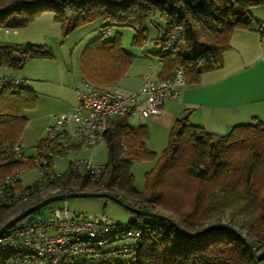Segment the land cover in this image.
Instances as JSON below:
<instances>
[{"label":"trees","instance_id":"16d2710c","mask_svg":"<svg viewBox=\"0 0 264 264\" xmlns=\"http://www.w3.org/2000/svg\"><path fill=\"white\" fill-rule=\"evenodd\" d=\"M10 1L0 2V27L6 29L26 26L44 11L53 12L64 35L96 19L102 22L104 35H109L105 31L113 25L133 27L132 44L158 59L159 76L171 78L174 69L181 66L188 84L198 83L205 72L220 69L223 54L231 48L233 32L256 27L260 20L250 10L264 8V0ZM156 16L164 22L163 27ZM152 18L159 26L155 43L148 25ZM120 35V31L110 39L100 35L83 48V77L97 83H115L125 75L133 56L122 47ZM156 46L160 50L153 54ZM36 57L50 58L52 52L31 42H0V67L18 69ZM0 117V145L12 144L24 118L15 116L10 108L0 112ZM130 117L127 113L109 119L107 161L98 180L91 182L86 172L73 171L69 163L63 173L24 187L25 200L0 207V227L53 194L107 192L133 207L164 214L179 226V234L171 224L156 218L155 223L144 226L133 264H253L254 260L264 264V120L254 118L251 123L234 125L226 134L216 135L190 123L184 115L173 122L167 144L157 155L146 147V127L131 126ZM8 130L14 136L10 140L3 138ZM43 145V140L36 145L39 155ZM70 147L78 146L51 141L50 165L54 154H63ZM136 160H154L144 175L143 189L134 185L130 169ZM21 164L22 160H14L0 165V177L4 170ZM46 191L54 193L43 197ZM240 209L248 211L246 222H239ZM38 216L37 210L11 228ZM0 264H7V255L1 252Z\"/></svg>","mask_w":264,"mask_h":264},{"label":"built area","instance_id":"2783aa9c","mask_svg":"<svg viewBox=\"0 0 264 264\" xmlns=\"http://www.w3.org/2000/svg\"><path fill=\"white\" fill-rule=\"evenodd\" d=\"M256 29L264 33V21ZM105 33L110 34V28ZM158 65V73L145 74L134 90L98 86L83 77L81 86L75 89L78 103L69 112L51 114L47 135L39 139L44 145L35 160L39 178L34 183L41 184L57 174L50 165L51 141L95 146L105 141L109 119L127 113L140 120L156 116L167 101L176 100L186 84L184 69L177 66L171 78H162L158 77L159 62ZM22 87L20 78H0V94L7 88L19 91ZM25 155L22 142L0 145V165L21 160ZM70 167L86 172L91 182L98 180L105 168L90 158L72 160ZM19 181L18 173L1 179L0 207H11L26 199L24 187L17 186ZM151 223H155L154 218L143 215H133L128 222L121 223L105 213L71 212L64 201L61 206L50 205L47 217L38 216L1 234L0 252L7 255V264H133L136 244L144 226Z\"/></svg>","mask_w":264,"mask_h":264},{"label":"rangeland","instance_id":"374dc122","mask_svg":"<svg viewBox=\"0 0 264 264\" xmlns=\"http://www.w3.org/2000/svg\"><path fill=\"white\" fill-rule=\"evenodd\" d=\"M1 1L4 3L5 1L10 0H0V2ZM10 2H12V0ZM252 8V11L264 12V8L261 6ZM155 19L157 22L160 21L159 23L161 27L164 26V22L158 16H156ZM149 23L148 25L152 31L151 41L155 43L156 40L154 37L159 32V26L158 24L153 23V18ZM103 27L102 22L99 19H96L79 26L72 32L64 35L62 33V26L54 19L52 11L41 12L36 15L33 21L28 25L16 28L19 32L18 34L12 32L7 34L6 28L0 27V42H31L33 44L47 46L52 52V57L31 58L23 65V67L18 69L0 67V76L10 75L8 77L20 78L24 81V84H28L38 91V99L35 103L30 104V100L25 101L24 103L23 107L26 109L27 118L23 120L21 129L18 132L19 136L15 142H13H22L26 148L27 155L21 159L23 161L21 166L4 170L1 174L0 181L6 175L18 173L20 175V181L17 186L26 187L32 185L39 178V171L36 167L35 160L39 158L38 156L40 153L38 152V146L36 145L39 139L44 138L47 135L46 127L50 122L51 114L60 113L58 107H62V105L57 101L58 97H63L64 99H67L68 96L74 97V88L81 86L82 73L80 58L83 48L91 40L100 35L104 38L110 39L114 37L115 31H120L122 47L133 57L127 72L119 79V81H116L115 83H97L96 81H90L86 78L90 83L103 87L130 89V87H133L138 83L140 75L143 72L146 71L144 75L148 73L156 74L157 71L154 70H156L159 65L158 62H155L158 61V59L155 56H144L145 53L143 54L142 47H137L132 44V37L135 33L133 27L113 25L110 27L111 33L109 35H104L102 32ZM9 29L13 30V28ZM159 50V46H156L151 52L153 54H158ZM242 74L243 73L240 75ZM246 74V86L251 90L249 95L253 99H259L251 102L252 108L261 110V119L264 120V64L262 66H253ZM60 90L69 95H65L64 97V95L60 93ZM9 97L11 103L10 111L14 112L15 116H21V110L19 111L18 105L20 98L17 97L15 99L10 95ZM129 123L131 126L135 127L138 124H141V120L135 116H131L129 118ZM146 125V144L158 155L167 144L168 131L155 122H150ZM71 128L72 124H69L68 129L70 130ZM82 158H90L93 163L104 164L107 161V147L105 141L91 147H70L63 154H54L52 156V170L55 173H63L68 169L69 163L72 160ZM11 165L3 168L10 167ZM153 165L154 160H136L132 162L130 169L134 176V185L138 189L144 188V175L146 171L153 167ZM79 172L80 174H85L84 171ZM52 193L54 192L46 191L42 196L44 197V195ZM64 201H66L71 212L105 213L109 219L115 222L126 223L133 218L134 215L121 205L104 197H73L67 198L66 200H57L41 207L38 210V215L41 217H47L50 214V205H53L54 207L61 206L64 204ZM162 210L163 212L174 214L167 209L165 210L162 208ZM238 214V217L241 219L239 222H246V219L248 220V218H250L247 210L240 209Z\"/></svg>","mask_w":264,"mask_h":264},{"label":"crops","instance_id":"0c3cea01","mask_svg":"<svg viewBox=\"0 0 264 264\" xmlns=\"http://www.w3.org/2000/svg\"><path fill=\"white\" fill-rule=\"evenodd\" d=\"M252 9L250 11L255 19L264 20V12L252 11ZM8 30L7 34L19 33L17 29ZM230 44L231 48L223 54V66L220 69L201 74L200 80L196 84L186 83L181 89L179 97L176 100L167 101L159 115L141 119V124L138 125L147 127V123L155 122L169 133L170 127L176 119L188 115L190 123L201 126L207 132L223 135L234 125L251 123L254 118L262 120L261 110L252 108L251 102L259 99H253L249 95L251 90L246 86V73L253 66L264 64V34L258 32L255 27L236 29L231 36ZM144 56L152 57L145 54ZM158 70L159 66L154 71L158 73ZM145 72L140 75L135 86L126 90L138 88ZM241 73L243 74L240 75ZM8 76L10 75H3L0 78ZM22 82L23 87L20 88V91L7 88L4 93L0 94V112L9 110L11 105L9 95L15 99L19 97L20 115L26 119L27 112L23 107L24 101L30 100V104L35 103L38 99V91L32 86L24 84L23 80ZM77 87L74 88V97L68 96L67 98L66 96L67 99L58 97L57 101L62 105V107H58L60 113L71 111L78 103L75 93ZM61 91L60 93L64 97L69 95ZM12 133L8 130L2 136L10 140L14 138ZM19 139L21 140L20 137ZM146 147L150 149L147 144Z\"/></svg>","mask_w":264,"mask_h":264},{"label":"water","instance_id":"95a60500","mask_svg":"<svg viewBox=\"0 0 264 264\" xmlns=\"http://www.w3.org/2000/svg\"><path fill=\"white\" fill-rule=\"evenodd\" d=\"M73 197H104V198L110 199V200L116 202L117 204L121 205L122 207H124L126 210L130 211L133 214L152 217V218H156V219H160V220H164V221L168 222L169 224H171L173 226L176 233L179 234L178 224L172 218H170L164 214H160L157 212L133 207V206L123 202L121 199L117 198L116 196H114L110 193H107V192H94V191L80 190V191H72V192H66V193H57V194H53L49 197L43 198L41 201H39L36 204L26 208L25 210L19 212L15 216L11 217L6 223H4L0 227V235L7 232L13 225L17 224L19 221L24 219L29 214H32L33 212L39 210L41 207H43L47 204H50L54 201H57V200H66L67 198H73ZM210 228L211 227H209V229ZM197 234L198 233H196L190 237H193ZM240 238L242 240H244L241 236H240ZM253 264H256L255 260L253 261Z\"/></svg>","mask_w":264,"mask_h":264}]
</instances>
